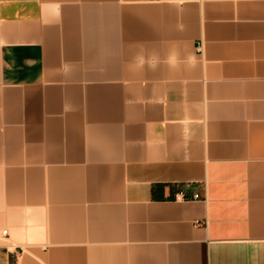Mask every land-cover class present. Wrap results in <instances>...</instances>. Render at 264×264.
<instances>
[{"label":"crops","instance_id":"obj_1","mask_svg":"<svg viewBox=\"0 0 264 264\" xmlns=\"http://www.w3.org/2000/svg\"><path fill=\"white\" fill-rule=\"evenodd\" d=\"M0 264H264V0H0Z\"/></svg>","mask_w":264,"mask_h":264},{"label":"built area","instance_id":"obj_2","mask_svg":"<svg viewBox=\"0 0 264 264\" xmlns=\"http://www.w3.org/2000/svg\"><path fill=\"white\" fill-rule=\"evenodd\" d=\"M6 233V232H5Z\"/></svg>","mask_w":264,"mask_h":264}]
</instances>
